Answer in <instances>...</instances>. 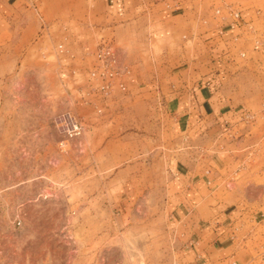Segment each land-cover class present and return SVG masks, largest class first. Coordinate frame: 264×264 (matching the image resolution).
I'll use <instances>...</instances> for the list:
<instances>
[{
    "label": "rangeland",
    "instance_id": "obj_1",
    "mask_svg": "<svg viewBox=\"0 0 264 264\" xmlns=\"http://www.w3.org/2000/svg\"><path fill=\"white\" fill-rule=\"evenodd\" d=\"M88 1L18 0L0 25V264H180L186 242L164 215L178 166L217 181L212 192L228 213L220 247L241 264H264V119L251 116L249 137L230 149L229 136L211 150L207 140L177 144L113 87L114 70L128 77L132 57L144 60L143 35L134 45L103 16L102 0ZM242 8L217 4L210 17ZM176 44L153 45L160 84L195 79L174 70Z\"/></svg>",
    "mask_w": 264,
    "mask_h": 264
},
{
    "label": "crops",
    "instance_id": "obj_2",
    "mask_svg": "<svg viewBox=\"0 0 264 264\" xmlns=\"http://www.w3.org/2000/svg\"><path fill=\"white\" fill-rule=\"evenodd\" d=\"M17 2L0 0V25L12 21L8 9ZM237 3L243 5L240 12L211 19L215 5L228 8ZM102 9L103 16L112 17L116 31H125L134 45L142 35L148 43L142 48L146 59L132 57L124 67L129 76L115 77L114 89L122 90V84L132 103H143L177 144L207 140L211 150L218 137L229 136L230 149L249 137L251 116L264 119V110H249L254 100L264 108V0H102ZM170 41H176L174 53L180 57L174 70L195 78L193 82L171 85L153 79V45ZM70 58L66 56L65 65ZM159 64L160 72L169 70ZM237 165L233 160L224 166L229 177L237 174ZM213 184L179 166L168 177L164 215L186 242L180 264H241L220 247L228 213L220 210Z\"/></svg>",
    "mask_w": 264,
    "mask_h": 264
},
{
    "label": "built area",
    "instance_id": "obj_3",
    "mask_svg": "<svg viewBox=\"0 0 264 264\" xmlns=\"http://www.w3.org/2000/svg\"><path fill=\"white\" fill-rule=\"evenodd\" d=\"M107 55H112L113 57L115 56V52H113V51H111V49H108V52H107ZM114 60H115V57L113 58ZM110 68H112L113 69V67H109V68H107L106 67V74H107V72L109 71V69ZM117 72L114 70L113 71V74H111L112 75V77H113V79L115 78V77H117ZM111 75L109 74V75H104V78H106V80H108V78L109 77H111ZM118 76H119V74H118ZM112 79V80H113ZM109 86H111V83H108V85L107 86H104V88H108ZM121 87H122V89L124 90L125 88H124V86L121 84Z\"/></svg>",
    "mask_w": 264,
    "mask_h": 264
}]
</instances>
